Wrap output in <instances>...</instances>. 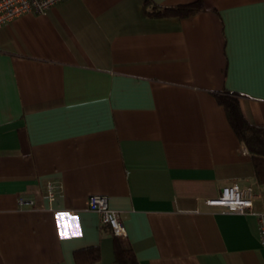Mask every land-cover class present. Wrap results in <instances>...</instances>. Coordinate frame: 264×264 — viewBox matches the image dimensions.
<instances>
[{
  "label": "crops",
  "instance_id": "obj_1",
  "mask_svg": "<svg viewBox=\"0 0 264 264\" xmlns=\"http://www.w3.org/2000/svg\"><path fill=\"white\" fill-rule=\"evenodd\" d=\"M144 1L61 0L0 25V264H77L93 246L84 264H118L91 194L139 264H264L255 214L206 202L231 182L264 198L213 95L236 92L264 127V0L186 17Z\"/></svg>",
  "mask_w": 264,
  "mask_h": 264
},
{
  "label": "trees",
  "instance_id": "obj_2",
  "mask_svg": "<svg viewBox=\"0 0 264 264\" xmlns=\"http://www.w3.org/2000/svg\"><path fill=\"white\" fill-rule=\"evenodd\" d=\"M205 9L203 0H194L176 5H159L151 0H145L142 12L148 16H176L186 17ZM217 102L223 107L227 120L249 153L255 178L264 185V127L250 123L244 116L239 96L228 90L213 92ZM114 255L118 264H139L129 243H119L114 235ZM99 258V249L96 246L76 250L74 260L77 264L95 261Z\"/></svg>",
  "mask_w": 264,
  "mask_h": 264
},
{
  "label": "built area",
  "instance_id": "obj_3",
  "mask_svg": "<svg viewBox=\"0 0 264 264\" xmlns=\"http://www.w3.org/2000/svg\"><path fill=\"white\" fill-rule=\"evenodd\" d=\"M59 1L61 0H0V25L24 13L42 12ZM55 187L56 185L53 183L47 185V192L51 198L54 196ZM19 200L25 202L22 198ZM27 202L32 203L33 201L28 200ZM206 202L241 214H255L259 240L264 247V198L259 191L254 190L251 186L242 187L237 182H231L222 186L219 194ZM255 202H260L261 207L256 208ZM87 207L98 214L101 223L110 226L113 234H125L124 225L118 219L116 211L109 206L106 195H89L87 197Z\"/></svg>",
  "mask_w": 264,
  "mask_h": 264
}]
</instances>
